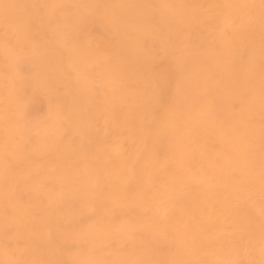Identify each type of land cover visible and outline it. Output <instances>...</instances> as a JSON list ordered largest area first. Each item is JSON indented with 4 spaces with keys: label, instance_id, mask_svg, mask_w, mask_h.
<instances>
[{
    "label": "bare ground",
    "instance_id": "1",
    "mask_svg": "<svg viewBox=\"0 0 264 264\" xmlns=\"http://www.w3.org/2000/svg\"><path fill=\"white\" fill-rule=\"evenodd\" d=\"M0 264H264V0H0Z\"/></svg>",
    "mask_w": 264,
    "mask_h": 264
}]
</instances>
